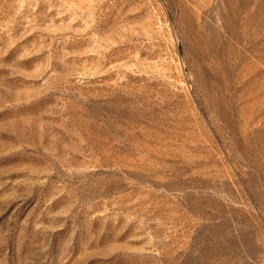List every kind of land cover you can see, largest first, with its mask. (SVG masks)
Instances as JSON below:
<instances>
[{"label":"rangeland","instance_id":"obj_1","mask_svg":"<svg viewBox=\"0 0 264 264\" xmlns=\"http://www.w3.org/2000/svg\"><path fill=\"white\" fill-rule=\"evenodd\" d=\"M0 264H264V0H0Z\"/></svg>","mask_w":264,"mask_h":264}]
</instances>
